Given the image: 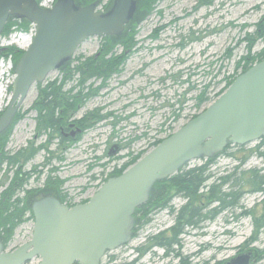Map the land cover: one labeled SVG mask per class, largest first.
<instances>
[{
    "label": "rangeland",
    "instance_id": "374dc122",
    "mask_svg": "<svg viewBox=\"0 0 264 264\" xmlns=\"http://www.w3.org/2000/svg\"><path fill=\"white\" fill-rule=\"evenodd\" d=\"M40 1L50 5L55 2ZM93 2H98V10L106 11L113 0H91L90 3ZM259 23L264 24V0H158L152 12L127 26L105 55V60H109L125 53L119 71L106 79L90 77L81 83L85 77L75 72V68L87 59L99 57L106 43L105 37L86 39L65 67L53 71L43 83L31 88L20 107L22 118L10 131L5 150L8 155L28 147L37 151L21 167V172L29 176L16 192L18 197L24 198L28 191L44 189L48 183V189H55L70 206L87 201L107 178L129 167L135 158L145 155L213 102L228 80L245 68L244 57L256 58L264 52V36L257 33ZM130 31L134 46L127 53L123 41ZM33 34L34 26L30 25L27 32L14 30L8 36L1 35L0 55L11 47L15 52L24 50ZM248 35L254 39L250 50ZM15 64L12 53L8 58H0V83L4 86L0 113L11 99ZM67 68L73 72L70 79L64 78ZM53 81L61 85V94L70 97L72 104L66 105L63 113L62 108L56 109L59 121L55 128L38 132L39 112L33 108V103L41 99V89ZM202 94L207 97L204 102L199 101ZM70 122H76L83 130L77 137L64 140L60 127H67ZM258 144L250 143L243 151L228 148L224 154L213 158L209 170L214 177L230 173L237 166L236 178L242 174L248 178L251 170L264 174V156L260 155L264 145L255 150ZM113 145L121 148L117 155L109 157L107 152ZM245 156H248L245 162L239 164ZM203 162L204 159L193 160L182 171ZM13 171L6 162L1 166L0 196L15 175ZM238 190L244 192L241 207L204 220L205 231L185 228L181 246L173 249L179 250L191 264H226L248 251L255 263H264V228L256 242L246 243L253 233L252 219L249 215H240L244 210L259 214L264 194L250 193L246 186ZM184 203L181 196L172 197L168 207L153 212L151 221L139 227L129 243L108 252L101 264L138 258L136 248L146 243L149 234L168 231ZM33 225L34 221L25 215L8 247L15 249L28 242ZM38 261L36 258L31 264ZM136 264H179V259L172 253L166 256L162 247H153L139 257Z\"/></svg>",
    "mask_w": 264,
    "mask_h": 264
},
{
    "label": "water",
    "instance_id": "95a60500",
    "mask_svg": "<svg viewBox=\"0 0 264 264\" xmlns=\"http://www.w3.org/2000/svg\"><path fill=\"white\" fill-rule=\"evenodd\" d=\"M137 6V0H113L100 11L98 2L82 6L76 0H56L42 7L38 0H0V36L11 19L27 21L35 29L15 65L0 134L11 126L35 84L65 67L89 37H120L134 20ZM262 138L264 59L236 76L203 111L122 174L107 178L87 202L69 207L53 195L36 199L31 205V239L12 251L0 240V264H29L35 258L37 264H100L107 252L132 240L135 211L148 201L156 182L193 160L214 158L229 145L244 146ZM120 148L111 146L107 155H117ZM251 254H240L226 264H254Z\"/></svg>",
    "mask_w": 264,
    "mask_h": 264
},
{
    "label": "trees",
    "instance_id": "16d2710c",
    "mask_svg": "<svg viewBox=\"0 0 264 264\" xmlns=\"http://www.w3.org/2000/svg\"><path fill=\"white\" fill-rule=\"evenodd\" d=\"M157 1L158 0H137L138 6L134 18L135 22L141 20L145 14L152 12L153 6ZM76 2L77 4L84 6L88 5L91 0H76ZM29 26L30 23L27 21H9L5 26L3 35H10L15 27L17 29L27 30ZM257 27L258 35L264 36V24L259 23ZM133 28H135V26ZM122 35L120 37H122ZM251 36L252 35H248L246 38L247 41H249V50L254 44V39L250 38ZM120 37H105L104 41L106 43H104L100 49V56L96 59H87L75 68V72H79L85 77L81 83L85 82L86 79L90 77H102L106 79L112 73L119 71V65L125 59V53L115 56L109 60H105V55L112 50L113 44ZM132 37L133 33L130 31L126 34V40L123 41L127 53L132 50L134 46ZM23 52V50H16L15 52V49L11 47L7 49L5 53L1 54L0 58H8L12 53L14 55L15 63L21 57ZM243 59L247 62L242 72L253 66L255 63L263 60L264 52L259 54V57L256 56L255 58L252 56L246 58L244 57ZM72 73L71 69L67 68L64 72V78L70 79L72 77ZM234 79L235 78L232 77L228 80L226 87L221 93H223L230 86ZM41 96V99L35 102L33 106V108L38 109L39 112L38 126H45V129L55 128L59 121L58 117L56 118L55 111L59 108H62L63 111V108L66 105H71L72 102L70 101V97H65L61 94V85H57L56 81L47 83L45 87L41 89ZM206 100L207 97L205 94H202L199 98V101L202 102ZM44 110L46 111L45 114H43ZM5 145L6 142L4 141L0 146V152H3L0 155V165L6 161L8 166L12 168L13 166L18 165L20 160L18 155L16 157L14 155L6 154L4 151ZM263 145L264 138L259 141L255 150H259ZM230 147H236L239 151H243L245 146L229 145L222 153H220V155L224 154ZM36 151L37 150L33 149L29 152V154L25 156V161L31 159ZM260 155L264 156V152H260ZM20 156L21 155H19V157ZM247 157L248 156L242 157L239 164H243ZM140 158L141 157L135 158L131 162L130 166ZM213 163V158L206 159L199 166L187 171H182L181 169L178 173L170 176L169 178L155 183L148 201L138 207L135 211V218L138 220L139 227L142 228L143 225L151 221L153 212L168 207L172 197L176 195L181 196L185 199V203L177 210L175 223L168 231H161L157 234L149 236L145 244L136 248L139 257L153 247H162L167 255L171 251L174 252L173 255L179 259V264H191L186 257H182L179 250L173 249L174 246H181V237L185 234V228L194 226L200 221L208 219L212 220L223 211H233L235 208L241 207L240 200L244 192H241L238 189L242 186H246L248 188V192L250 193H264V174H258L256 170H251L248 172V178H244L246 174H242L240 177L236 178L235 175L239 169V166H237L233 168L230 173L214 177L209 170ZM127 168L128 167H124L116 171L112 176L122 174ZM13 172H15V175H13L12 178L13 181L8 189L1 193L2 197L0 200V234H4L6 240H9L12 237L15 228L24 221V217L28 211V207L23 199L19 197L13 199V197L16 191L21 189L25 182H27L29 174L22 173L20 166H18ZM48 185L49 184L47 183L46 186L48 187ZM14 186H16V188H14ZM62 201H64L63 198ZM261 201L262 208L260 209L259 214H256L253 210H244L240 213L241 216L249 215L252 219L253 233L246 243L256 242L260 230L264 228V197ZM6 246L7 243L5 244V247ZM139 257L130 262H120L116 264H136ZM114 258V256H111V260H114Z\"/></svg>",
    "mask_w": 264,
    "mask_h": 264
},
{
    "label": "flooded vegetation",
    "instance_id": "af4514ba",
    "mask_svg": "<svg viewBox=\"0 0 264 264\" xmlns=\"http://www.w3.org/2000/svg\"><path fill=\"white\" fill-rule=\"evenodd\" d=\"M34 104H35V102L33 103V106H34ZM35 109V108H34ZM3 112H1L0 113V115L2 114ZM46 113V111L44 110L43 111V114H45ZM61 113H63V111L61 112ZM22 118V113H20V109L18 110V112L16 113V115H15V117H14V119H13V122H12V124H11V126L5 131V132H3V133H1L0 134V146H1V144L5 141L6 143H7V140H8V136H9V133H10V131L12 130V128L16 125V123L20 120ZM37 122L39 123V115L37 116ZM44 126V125H43ZM45 127V126H44ZM44 127H42V126H38V132H41V130H43V128ZM45 129V128H44ZM60 130H61V134H62V136H63V139L65 140V139H67V138H72V137H77V135H79V134H81V132H82V128L76 123V122H70V123H68V125H67V127H60ZM74 132H76L75 133V135H73L72 133H74ZM69 140V139H68ZM33 149L31 148V147H28V148H26V149H24V150H20V151H18V152H16V153H14V154H12V155H14V156H16L17 157V155H18V158H19V160H20V163L18 164V165H15V166H13V168H14V170L18 167V166H20V167H22L27 161H25V156L27 155V154H29V152H31ZM4 151H5V153L7 154V152H6V150L4 149ZM3 152H0V155L2 154ZM19 155H21L20 157H19ZM4 162H6V161H4ZM7 163V162H6ZM2 165H3V163H2ZM2 165H0V168H1V166ZM8 165V164H7ZM12 178L13 177H11L10 179H9V182L7 183V185H6V188L4 189V191L6 190V189H8V187L10 186V184L12 183ZM3 184H4V182H2ZM25 184H26V182H25ZM14 188H16V186H14ZM17 192V191H16ZM45 195H53V196H55V197H57L62 203H64V204H66V205H68L67 204V202H65V201H62V197L59 195V194H57L56 192H55V190H49L48 189V187L46 186V188H44V189H40V190H36V191H30V192H27L26 193V195L24 196V198H21V199H23L24 200V202H25V204L27 205V207H28V211L26 212V215H27V217L28 218H31L32 220H34V215H33V212H32V210H31V205H32V203L36 200V199H38V198H40V197H42V196H45ZM1 197L2 196H0V200H1ZM15 198H18V195H17V193H15V195H14V197H13V199H15ZM12 199V200H13ZM86 201H80V202H78L77 204H81V203H85ZM76 205V204H75ZM70 206V205H69ZM73 206V205H72ZM32 216V217H31ZM135 220H136V223H135V226H134V229H133V236H132V238L133 237H135V235L138 233V230H139V223H138V220L135 218ZM209 220V219H208ZM202 222L203 221H200L198 224H196V225H194V226H190V228H199V229H201V231H205L204 230V226L202 225ZM187 228H189V227H187ZM14 234V233H13ZM12 237H13V235H12ZM12 237L9 239V240H6V238L4 237V234H0V240L3 242V245L5 246V244L7 243V246L5 247L6 249H9V250H13V249H10L9 247H8V244L11 242V239H12ZM150 250H148L147 252H149ZM146 252V253H147ZM146 253H144V254H146ZM170 253H174V252H170ZM169 253V254H170ZM143 254V255H144ZM168 254V255H169ZM142 255V256H143ZM167 254H166V256H168Z\"/></svg>",
    "mask_w": 264,
    "mask_h": 264
},
{
    "label": "bare ground",
    "instance_id": "6f19581e",
    "mask_svg": "<svg viewBox=\"0 0 264 264\" xmlns=\"http://www.w3.org/2000/svg\"><path fill=\"white\" fill-rule=\"evenodd\" d=\"M27 44H28V42H27ZM52 74H54L53 71L49 73V75H52ZM1 76H2V71L0 72V78H1ZM0 82H1V79H0ZM3 92H4V86L0 83V98H1V96L3 94Z\"/></svg>",
    "mask_w": 264,
    "mask_h": 264
}]
</instances>
